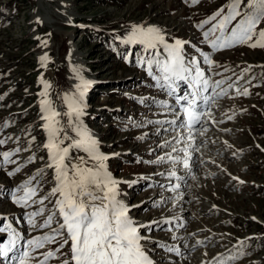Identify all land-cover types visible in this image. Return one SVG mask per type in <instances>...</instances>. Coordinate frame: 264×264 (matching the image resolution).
<instances>
[{"label": "rangeland", "instance_id": "rangeland-1", "mask_svg": "<svg viewBox=\"0 0 264 264\" xmlns=\"http://www.w3.org/2000/svg\"><path fill=\"white\" fill-rule=\"evenodd\" d=\"M226 1L199 0V3L192 4L191 0L187 3L185 0H0V138L20 136V144L24 145L31 138L26 135L31 130V134L37 137L32 151L38 157L46 156L36 147L45 139L39 128L37 93L42 85L38 78L43 74L51 84L53 105L64 111L63 94L74 91V85L78 83L72 78V66L82 68L83 76L92 81L85 96L87 115L83 118L84 123L98 139L100 151L112 154L105 163L109 173L118 181V198L134 205L130 217L134 221L139 219L138 223L181 217L185 224L184 228L171 231L156 228L145 232L142 228L141 234L152 242L146 246L155 251L150 256L155 264H198L218 253L227 256L230 250L235 256L236 250L229 245L241 237L255 239L244 244L247 254L236 259L234 264H264V152L260 145L257 146L260 138L264 145V135L258 137L251 132L252 129L255 133L264 131V49L240 45L215 56L218 66L230 68V72L249 62L260 64L252 70L258 80L250 88V96L243 98L244 102L228 99L221 106L222 113H229L231 109L235 111L232 118L226 120L232 127V141L238 142L243 151L233 152L235 157H232V152L226 149L230 155L222 160L219 158L221 163L228 162L230 168L213 156L206 155L208 162L204 163L206 158L201 155L202 163L194 164L187 175L186 170L178 169L186 179L181 182L180 191L171 192L163 187L166 184L160 185L169 179L157 174L169 165H157L153 161L158 155H164L157 145L176 132H159L157 126H135L146 119L163 120L165 115L161 108H150L141 103L143 98L160 100L162 96L155 91L154 82L137 64L136 57L128 55L130 50L138 51L140 46H128L117 39L124 36L133 24H145L161 28L169 42L187 38L193 45L195 42L201 44L194 24L210 16ZM37 17L42 23H37ZM41 41H47V45ZM188 49L193 51L191 47ZM44 53L50 57L46 69L39 65V57ZM244 107V111H239ZM14 147L16 145L9 141L0 151ZM29 155L22 153L21 163ZM42 163L37 159L35 164L12 178L0 171V214L21 215L22 210L10 202L9 192ZM215 167L223 168L228 175ZM229 171L247 179L242 189L235 187ZM139 179L145 182H139ZM169 197L175 199L169 200ZM162 200L166 202L160 207L155 206ZM43 219L45 217H37L38 223ZM18 227L26 229L28 238L49 231L33 230L25 223ZM211 232L215 233L208 237L212 243L202 249L197 247L190 255L171 258L174 253L164 250L161 245V242L180 245L183 238L188 237L187 245L191 247L196 244V237L200 239ZM193 233L196 235H190ZM173 236L181 239L173 240ZM157 243L161 247H156ZM187 251V247L182 248V252Z\"/></svg>", "mask_w": 264, "mask_h": 264}, {"label": "snow or ice", "instance_id": "snow-or-ice-1", "mask_svg": "<svg viewBox=\"0 0 264 264\" xmlns=\"http://www.w3.org/2000/svg\"><path fill=\"white\" fill-rule=\"evenodd\" d=\"M191 3H199V0H191ZM37 23H42L38 17ZM194 27L201 32V44L212 51L237 45L264 49V0H228L226 5L198 21ZM36 39L40 40L39 37ZM117 39L128 46H140L138 51L130 50L128 55L136 57L137 64L154 82L153 86L167 97L164 100L143 98L141 103L150 108L158 106L166 110L164 115L173 118L146 119L135 126H157L159 132L171 130L179 133L157 145L164 155H158L153 161L157 165L170 166L160 175L173 183L163 187L178 192L182 185L175 181L186 179L178 175V169L183 168L189 173L193 170L196 163L193 154L201 146L197 143V135L206 130V113L211 112V105L216 100L227 96L233 89L243 96L250 94L248 88L241 91L237 85L252 66L243 69L235 81L230 77L213 80L211 70L215 61L209 52L190 41L174 39L169 42L162 29L155 25L133 24L124 36ZM41 43L47 45V41ZM186 44L193 49L192 53L186 50ZM49 61L48 53H44L39 57L40 67L46 69ZM202 65H207V71ZM71 70L72 78L78 83L74 85V91L63 94L64 111L53 105L51 84L43 74L38 78L42 85L37 93L39 128L45 139L36 147L46 156L38 157L32 151L37 137L31 134V130L26 133L31 138L24 145L20 144V136L0 138V148L9 141L16 145L0 151V171L9 178L35 164L37 159L43 162L9 192L10 202L22 213L12 217L0 214V264H155L150 258L152 250L142 243L148 237L141 234V228L145 232L156 228L171 231L184 228L185 224L176 217L147 224L130 217V206L118 198V181L109 173L105 163L110 157L100 151L98 139L84 123L83 118L87 115L85 96L92 81L83 76V69L79 66L74 65ZM25 152L30 155L21 163V154ZM80 152L84 155H79ZM165 202L162 200L155 206L160 207ZM37 217L45 219L38 223ZM20 223L33 230L49 231L28 238L26 229L18 227ZM172 239L180 240L181 237L173 236ZM187 240L188 237H184L180 245L165 243L162 247L179 256L190 255L197 247L212 243L211 238H206L188 247ZM155 246L161 247L159 243ZM243 246L244 239L238 240L233 245L235 256L231 250L227 256L218 253L211 264H234L236 259L247 254ZM184 247L188 248L187 253L182 252Z\"/></svg>", "mask_w": 264, "mask_h": 264}, {"label": "bare ground", "instance_id": "bare-ground-1", "mask_svg": "<svg viewBox=\"0 0 264 264\" xmlns=\"http://www.w3.org/2000/svg\"><path fill=\"white\" fill-rule=\"evenodd\" d=\"M207 138V137H206ZM204 139H205V135L204 134H198L197 135V143L199 144V143H201V142H203L204 141ZM260 144H261V142H260ZM222 148H224L223 146H222ZM207 159V158H206ZM220 162V161H219ZM221 163V162H220ZM223 163V162H222ZM221 163V164H222ZM225 163V164H224ZM222 165H225L226 167H228V168H230V166H228L227 165V163L228 162H224ZM215 169H220V168H217V167H215ZM222 170V169H221ZM222 172L223 173H225L223 170H222ZM218 173H219V170H218ZM241 177H242V175H241ZM243 179H245L244 177H242ZM212 211H214V210H212ZM195 242H197V239L195 240ZM173 258H175V256H173ZM188 262V261H187ZM159 264V263H158ZM191 264V263H190Z\"/></svg>", "mask_w": 264, "mask_h": 264}]
</instances>
